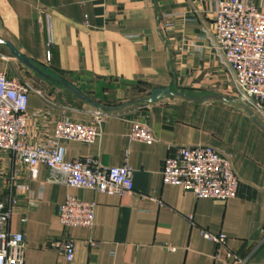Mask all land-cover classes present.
Returning <instances> with one entry per match:
<instances>
[{"label":"crops","instance_id":"0c3cea01","mask_svg":"<svg viewBox=\"0 0 264 264\" xmlns=\"http://www.w3.org/2000/svg\"><path fill=\"white\" fill-rule=\"evenodd\" d=\"M219 1L0 0V38L102 106L177 87L192 96L237 99L235 76L222 68L211 43ZM240 1L264 13V0ZM160 12L165 41L158 33ZM0 72L35 81L27 144L50 142L63 120L95 122L91 105L41 79L3 47ZM134 124L149 128L153 143L132 141ZM99 132L92 145L62 144L65 159L95 157L108 168L129 166L134 190L122 197L51 183L44 166L33 180L25 164L0 153V202L18 200L9 228L24 235L25 264H235V258L264 264V131L244 112L167 99L105 114ZM194 145L230 158L240 181L235 198L197 199L163 183L165 160ZM69 196L96 204L92 230L61 226L59 208ZM203 232L225 236L226 244L218 248ZM63 239L74 243L72 262L53 245Z\"/></svg>","mask_w":264,"mask_h":264},{"label":"built area","instance_id":"2783aa9c","mask_svg":"<svg viewBox=\"0 0 264 264\" xmlns=\"http://www.w3.org/2000/svg\"><path fill=\"white\" fill-rule=\"evenodd\" d=\"M212 47L223 69L235 76L236 98L264 118V13L250 2L220 0L214 19ZM47 60L51 54L47 53ZM32 86L0 72V153L13 155L25 164L31 179L38 177L39 168L49 172V181L69 188L92 190L110 196H124L134 190L133 172L129 166L108 168L95 157L67 161L62 144L79 142L94 144L101 136L103 114H95L92 124L63 120L57 123L53 138L41 145L26 143L27 113ZM39 93V92H38ZM132 141L146 144L154 139L149 128L134 124L129 134ZM163 183L180 186L197 199L228 201L236 197L240 181L230 158L205 145L183 146L164 162ZM0 202V264H25V239L22 233L9 228L12 208ZM96 204L69 196L59 208L63 228L92 230ZM203 236L218 248L226 244L223 235ZM68 262L75 256L72 240L53 242ZM235 264H255L235 258Z\"/></svg>","mask_w":264,"mask_h":264},{"label":"water","instance_id":"95a60500","mask_svg":"<svg viewBox=\"0 0 264 264\" xmlns=\"http://www.w3.org/2000/svg\"><path fill=\"white\" fill-rule=\"evenodd\" d=\"M166 18L163 13H159V20H158V33L159 36L163 41H165L167 36L166 30ZM0 47L7 49L11 55L18 60L24 67L35 73L41 79L48 81L61 89L69 92L77 99L91 105L97 113L100 114H108V113H118L122 112L130 107L137 106V105H153L160 103L164 100H182L185 102L191 103H200V102H213L218 104H224L234 109L241 110L244 112L261 130L264 131V118L259 115L257 112L249 108L247 105L243 104L237 99H229L221 95L212 94V95H205V96H192L188 90L181 89V88H167V89H154L151 95L147 98L131 102L126 105L118 106V107H108L102 106L95 102H93L90 98L85 96L82 92L78 89L73 87L72 85L68 84L63 80L56 79L44 72V70L35 64L30 58L24 55L15 45L11 42L3 40L0 38Z\"/></svg>","mask_w":264,"mask_h":264},{"label":"rangeland","instance_id":"374dc122","mask_svg":"<svg viewBox=\"0 0 264 264\" xmlns=\"http://www.w3.org/2000/svg\"><path fill=\"white\" fill-rule=\"evenodd\" d=\"M25 82H27L28 84H31V86H34L35 84H34V82L33 81H29V79L27 78V77H24V78H22ZM36 82H38V81H36Z\"/></svg>","mask_w":264,"mask_h":264}]
</instances>
